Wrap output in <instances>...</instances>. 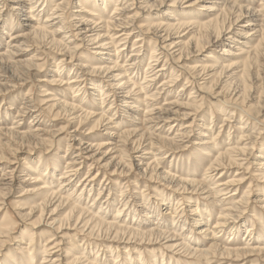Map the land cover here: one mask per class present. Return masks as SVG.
I'll return each instance as SVG.
<instances>
[{
  "label": "rangeland",
  "instance_id": "rangeland-1",
  "mask_svg": "<svg viewBox=\"0 0 264 264\" xmlns=\"http://www.w3.org/2000/svg\"><path fill=\"white\" fill-rule=\"evenodd\" d=\"M49 1L51 4L48 9H45L43 6L41 7L42 3L40 1L38 2V0L30 1L29 5L32 4V6H35L34 10H38L34 13L35 15H38V13L44 9V11L39 14L40 16H36V19L40 18L42 22H44L47 15L51 13L53 4L63 0ZM172 2V0H165V3L161 4L162 2L155 0H138L129 12L132 16L137 15L136 18L140 22L139 24L142 25L151 22L156 23L165 21L167 20L165 15L169 16L170 14H172L173 18L177 19L179 18V13H176L177 9L169 7ZM188 2L197 3L190 9L185 10L187 15L192 14V17L195 18L199 16L198 18L201 20H207L208 17L212 16L213 13L205 11L211 7L209 1L188 0ZM221 2L222 7L226 5V10L221 17V21H225L227 26L235 21V15L238 14V9L242 8L246 12L247 9H250L249 13H251V15L243 17L239 26H236L235 29L239 31L245 30L243 26L248 25L251 20H257L254 25L259 24L264 30V5H262L264 0H220L219 4H221ZM79 4L84 5V0H70V5L63 14L68 18V22H75L74 16L79 14L77 13V11H79ZM113 4V1L106 0L107 7L105 6V10H103L105 11L103 13L104 20L109 18V20L112 19ZM126 4L129 5L132 3L129 0ZM231 5L234 7L232 9L234 13L230 12V9H228L232 7ZM85 7L88 6L86 5ZM11 8V2H8L5 7L1 6L0 50L6 51L8 45L19 47V49L13 50L15 51L13 56L0 58V132L4 130H17L24 133H32V131L38 129L41 130L39 134L43 136L41 139L48 141L37 144L32 138L29 140L13 138L10 134H5V131L4 136L0 135V188L5 190V193H8L4 199H0V229L1 227L2 230L6 227L10 228V234H4L6 237L0 236V264H13L12 260H17L19 262L18 264H39L47 254L45 251H48L50 248L54 249L48 251L46 264H52L56 258H58L56 264H70L67 259L71 258L72 255H75V257H85L84 260L88 259L89 262L96 260L97 264H264L263 253H255L251 256L240 258H237L235 254V256L228 258L220 256L222 252L214 251L217 256H209L207 259L199 257L198 254H184V250L179 251L180 249H178L175 251L167 248L170 245L180 243L182 239L184 243H190L192 248L198 247V249L204 251H207L213 244L219 245L220 248H222L225 246L223 241L229 242L232 239L233 233H235V235L237 234L238 238L233 241L232 244L236 245L231 246V249L247 248V243L249 242L247 241V235L251 234L249 231L253 226L252 229L255 233L257 232L259 235L264 236V226L260 224V222L264 221V179L258 178L264 171H255V167L257 169L260 168L257 163L259 160H262L260 158L261 152L264 153V130L261 133V138L255 142V148L249 150V152L252 151L250 155L248 157H240V160H242L241 162H248L247 164L244 163L245 166L242 169L237 167L218 169V171L214 172L215 176L210 181L212 182L210 184H214L215 187L218 180H227L236 173L246 178L244 182L239 185V190L236 192L237 195L233 198L235 200L240 199L244 192H250V196L248 197L250 208L248 207L244 211V214L235 220V225L238 229L233 233L232 230H230L231 227H233L232 225L231 227L218 231L213 230L216 220L220 218L219 212H221L222 208L230 204L229 201L224 204L225 206L220 207L221 205H215L210 198L200 193L192 194L191 191L188 193L180 191L179 188L184 187L183 185H178L179 180L185 178L191 177L195 180L198 179L197 181L203 180L205 172L210 168L211 160H213V157H208L209 154L213 156L216 154L217 150L221 152L226 150L229 145H232L240 139L241 132H254V136H257L258 133H256L257 131L254 129V126L262 128V124L256 123L253 119L248 118L239 107H234V104H229V106L226 105L224 100L227 97L222 98V96H220L217 100L211 96L199 94L197 90H191L192 87L187 92L181 94H185V96L189 98L191 92L196 93L193 94L197 96L196 100L198 102L203 100L200 113H196L193 110L186 111L180 109V114L186 111L190 116L179 119V123L176 124L177 127L175 126L172 129H169L167 125L159 126L157 123L147 124V122H145L147 118L145 117L150 116L145 114V105L139 103L140 100L137 101V97L128 100L129 102L127 104H114L110 109L114 100L111 92L104 105L101 106L103 100H101L99 91L94 92L91 88L93 84H99L104 81L102 88L105 92L109 89L106 85L108 83H105L107 80H103L104 74L92 73L88 71V69H85L86 71L79 70L82 65H87V67L105 65L99 62L95 45H91L87 42H85L86 44L84 42L81 44V41L71 37L72 34L76 33L74 28L72 29L74 32H72L71 35L69 30L66 29L64 33H69L65 35L63 33L60 36L69 39L72 43V48L79 46V49L75 52L72 59H70L68 53L61 50V47H52L49 38V40H42L37 37H31L27 40L20 38L17 39L19 40L18 44H16V41V43H13V34H26L28 31L27 27L23 25L26 23L25 16L17 15ZM98 9L100 10L99 7ZM2 27L7 28L3 30L6 34L2 33ZM254 28L256 29L255 26L251 27L250 32H253ZM257 36L258 34L255 35V38H257ZM135 39L136 38H133L132 41L127 43L124 50L121 51V65L128 64L125 61L130 60ZM151 42L153 44L155 41L152 40ZM224 42L227 46V44H231L232 41L225 40ZM220 44L221 43L210 44L203 48L204 50H201V52L195 49H192L194 52L191 49L187 50L186 52L188 53L185 52V55L190 56L188 57L189 61H184L186 63L185 65L191 66L203 62L211 64L213 63V59H209V57L216 58L220 63L223 62L225 56L222 55L221 52L225 45ZM252 44H256V42ZM262 45V51L264 53V42ZM236 46L241 45L237 44ZM146 48H142L141 57L144 60L140 64V72L138 73L140 76L136 79V82L140 84L144 82V70L149 62L152 47L151 45H146ZM162 52L164 51L160 49L158 54ZM110 53V55H114V52ZM105 58L113 59V56H105ZM258 62V64H255L257 67L253 65L249 72L250 75L248 74L249 84L252 86V93H250L251 99L248 101L249 103H247V106L253 104L257 106L259 104L256 110L260 111V113L255 116H257L258 120L263 121L264 55L259 58ZM168 65L176 68L180 76L176 84L169 89V96H163L161 94L158 95L157 98H154V101H146L145 104L150 102L149 104L153 106L152 109L154 110L158 107H168L164 105L167 99L175 98L179 92L178 89L185 85L184 73L181 69H178L179 66L176 63L173 65V61H169ZM58 66L62 67V69L58 70ZM55 69H57V74L62 75L66 80L63 83H54V85H51V77L59 76L54 75L53 72ZM61 71L62 73H60ZM119 73L120 71L114 72L115 75ZM169 75L170 71H168L167 76ZM73 77H82L84 82L78 83L75 86L66 85L73 80ZM161 81L162 80L155 82L154 87L152 86V91H155V88H159ZM69 87L73 89L71 90ZM77 88H79V93L75 94ZM217 88L214 89V91L219 92L221 87L219 89ZM42 89L52 90V93H55L54 95H56L57 99H60L61 102L67 101L70 103L71 99H74L76 103H81V105L86 109L92 110L97 116L102 112H106L107 116L111 118V123L108 124V122H104L105 124L100 126L96 133H94L93 140H97V143L103 144L104 148L101 150V153L104 155L107 153L106 158H104L105 161L102 163L103 165L108 163L111 159L118 161L120 158H123L122 161L127 164L128 173H117L114 175L112 173V168V170H110V168L103 169L102 164H98L91 159H85V154H81L83 155L82 157H75L79 154L77 150V148H79V141L75 140L86 138L87 132L93 127V120H95V118L91 119L92 121L89 120L79 125L78 122L70 123L68 121L69 119L65 118L66 116L62 115L56 117L54 113L49 114L47 111H44L47 110L45 109L46 106L41 103L43 100V93H41ZM120 95L122 94H119V96ZM26 101L32 102L34 106V109H32L33 111L30 114H25L22 118L16 117V111L21 108ZM101 107L102 109H100ZM243 108L245 107H241V109ZM231 110H235L234 116L232 117H230ZM224 116L228 117V122L223 121ZM96 119H98V117ZM192 121H194V125H192L193 127L191 129H187L188 131L192 130L187 137H178L173 143L168 141V139L173 138L175 134L180 132L177 131L178 129L183 130L186 126H190ZM241 124H245L246 129H244V131L239 130ZM257 124L259 125L257 126ZM180 125L183 126L181 127ZM208 126V130L203 129L204 127L208 128ZM76 129L79 133H73ZM127 131H136L137 133L129 137L128 140L126 139V142L124 132ZM147 131L150 133L154 131L155 135L152 140L157 143L150 151L148 150L151 153L150 155H145L147 152L145 149L149 148V142H144L147 139H143L139 146L140 148L136 150V145L138 146L140 143V135L143 132L148 133ZM211 132L217 134H215L216 136H214L215 138L213 140H210ZM75 134L79 135L77 139L73 138ZM201 134H205L207 137H203ZM113 136H115V138ZM209 140L211 144L207 143L206 145H201L204 141L207 142ZM68 143H70L69 148L67 146ZM175 145H178V147ZM115 146L117 147L116 150H114ZM153 155H156V159L161 161L159 167L160 172L170 171L172 175H175L176 180H164L162 177L158 179L153 178L151 180V178L148 179V176L143 174L141 170L144 168L140 165L141 160L144 161L143 163H147L151 161ZM74 157L82 159L78 160V162H81V166L76 167L78 173L70 180V185L67 186V191L65 192L66 197L71 196L76 190L77 192L74 193L72 200L79 196L83 200V205L86 207L90 206L89 208L98 215H103L102 212H104L103 208L105 206H103V204L106 199H110L109 203L106 205L108 210L105 211L110 217H118L117 215L118 210L121 209L120 207H126V210L124 209L121 215V217H124L120 220L126 218L129 222L136 223V225L140 224V226H144L143 228L146 227L151 230L158 229L161 225H168V230L166 232L171 234L174 232L179 238L159 240L156 237H147V239H144L145 241L142 240L143 242L135 240L134 242H137L135 244L132 243L133 241L128 243L125 235L113 242L105 231L101 230V232L99 229L93 232L92 235H89L88 230L77 232L74 230V226L68 228L64 227V229L59 232H53L52 229L46 227L48 225H45V222L38 224L37 218L39 214H37V211L32 210L35 207V201L28 198V195H25L23 191L25 188L32 187L33 185L25 180L28 179L30 175L36 174L37 176L38 172L35 169L36 167H38L39 170L45 167V164L39 167L38 160L41 159L43 162H49L48 170H56L54 176L49 177L52 179H46L45 182L52 181L54 188L59 190L61 188L60 184L63 182L60 178L64 174L67 160H72ZM102 157V155L98 156V158ZM246 167H248L249 170H244ZM97 173H99V175L93 178L94 182L91 183V186H87L89 189L93 188L91 193L88 191L82 192L80 186L84 183L86 184V182L89 183V181L84 182L86 178L91 176L94 177ZM3 174H6V176ZM221 174L224 175L223 178H221ZM42 178L47 177L42 175ZM9 187H11V189L6 190ZM102 188L103 193H101L100 199H97ZM234 188L235 187H231V190ZM179 200L181 204L177 205ZM91 204L93 205L91 206ZM178 207H180L179 210ZM192 209H196L198 213L199 211H211V215L210 217L207 215L202 216V222L199 223L194 221L197 219L198 213L194 215L193 212H190ZM68 212L69 209L67 207L60 208L53 214L49 211L45 215L44 221L46 220L49 221V224L56 225L59 221H64ZM167 212L170 214H167ZM175 212L176 214H173ZM128 214L131 215L128 216ZM173 216L184 218L182 220L183 222H180L181 225L179 224L180 226L176 228H174L176 224L174 225L172 221L174 220L172 218ZM134 217L135 219H133ZM179 218H177V221ZM259 219L260 221H258ZM64 223L66 225V222ZM204 227L210 229L209 232L211 233L205 235L199 234V230ZM214 232L216 233L215 236L212 235ZM31 239L34 240L33 245L36 250L34 263L30 260L28 250L21 249L25 248V245L19 243L21 240L30 242ZM252 242H255V240L250 242V248L259 246L264 248V241L259 240L258 243L256 241V243H254L256 245H251ZM238 254L240 255V252H238ZM115 260H117V262H115ZM207 260H210V262L208 263Z\"/></svg>",
  "mask_w": 264,
  "mask_h": 264
},
{
  "label": "bare ground",
  "instance_id": "bare-ground-1",
  "mask_svg": "<svg viewBox=\"0 0 264 264\" xmlns=\"http://www.w3.org/2000/svg\"><path fill=\"white\" fill-rule=\"evenodd\" d=\"M30 1L32 0H0V10H1V6L5 7L8 2H11L12 3L11 9L15 11L17 15L25 16L26 23L23 25L24 27H27L28 32L26 34H13L12 35L13 36L12 41H14L13 43L17 42L16 44H18L19 40L17 39L20 38H24L25 40L30 39L31 37H37L38 39H42V40H46L49 38L50 45H52V47L53 46L61 47V50L63 52L68 53V56H70V59H72L75 55V52L79 49V46L72 48L71 47L72 43L70 42V40L60 36L66 31V29L69 30L71 35L72 32H74L72 30L74 28L76 33L72 34L71 37H73L75 40L81 41V44H83L82 42L84 43L87 42L91 45H95L96 55L99 57L98 59L99 62L105 64V65H98L97 67H89V66L87 67V65H82L79 68V70L88 69V71L92 73L104 74L103 80L104 79L107 80L105 81V83L106 82L108 83L106 85L108 86L109 89L105 92L104 89L102 88V86L104 85V81L100 82L99 84H93L91 88L92 91L94 92L99 91L101 100H103L101 106L104 105L106 99L109 97V94L111 92H112V98H114V100L111 104L110 109L113 107L114 104H118V103L127 104L129 102L128 100L133 99V97H137L136 98L137 101L140 100L139 103L145 105V114L150 116V117H145L147 118L145 119L146 120L145 122H147V124L157 123L159 126L167 125L169 126V129H172L176 126V124L179 123L178 122L179 119H181L182 117L185 118L190 116L188 113H186V111L193 110L196 113H200V109L203 105V100L198 102L196 100L197 96L193 95L196 94L194 92L190 93L191 96L189 98L186 97L185 94H181L183 92H187L192 87L191 90H197V93L211 96L214 99H217L220 96H222V98L227 97L224 100V102H226V105L229 106V104L230 105L234 104L235 105L234 107H239L240 110H242V112H244L248 116V118L253 119V121H255L256 123L262 124V128H257L256 126H254V129L257 131L256 133H258L257 136H254L255 134L254 132L253 133H249V131L241 132L240 139L237 142H234L232 145H229L226 150H224L223 152L217 150L216 154L213 156H210L211 154H209L208 157H213V160H211L210 168L206 170L203 180L197 181L198 179L195 180L190 177L187 179L186 178L181 179L179 180L178 183L179 186L183 185L184 187V188H179L180 191H183L184 193H188L191 191L192 194L200 193L201 195L210 198V200L215 205H221L220 207L225 206L224 204L229 201L230 204L222 208L221 212H219L220 218L216 220V223L213 226V230L218 231L220 229L231 227V225L233 226L230 229L232 230V233L236 229H238L235 225L236 224L235 220H237L239 216L243 215L244 211L250 206L248 201L250 192L249 193L244 192L243 196L237 200H235L233 197L237 195L236 192L239 190V185L242 184L246 178H244V176H239L240 174L236 173L234 174V176H231V178H228L227 180L226 179L218 180L217 181L218 183L215 185V187L214 184H210L212 183L210 181L211 179L214 178L215 176L214 172L218 171V169L220 170L231 167H237L239 169H242L245 166L244 163L246 162H241L242 160H240V157L242 156L248 157L250 155L252 151L249 152V150L255 148L254 147L256 145L255 142L261 138V133L264 130V120L260 121L257 119V116H255L260 113V111L256 110L259 104L257 106H254L255 104L247 106V103H249L248 101H250L251 99L250 93H252L251 91L252 86L249 84L248 74L250 75L249 72L251 70V67H253V65L255 64H258L259 58L262 55H264L262 51V46H263L262 44L264 42V35H263L264 30L263 28H261L259 24L254 25L257 20H251V22L248 25L243 26L245 30L239 31L235 29L236 26H239V23L241 22V19L243 17L251 15V13H249L250 9H247L246 12L244 11V9L239 8L238 14L236 13L237 15H235L236 16L235 21L228 24L227 26L226 25L227 23H225V21H221V17L226 10L225 7L226 5L224 6L223 4L224 7H222V2L221 4H219L220 0H203V1H209L211 3V7H209V9L205 11H209L210 13L213 14L212 16L208 17L207 20H201L198 18L199 16H196V18L192 17L193 16L192 14L187 15L185 10L190 9L197 2L189 3L188 0H172L173 2L171 5H169V7L173 9H177L176 13L177 14L179 13V18L175 19L173 18L172 14H170L169 16L165 15V17H167L166 18L167 20L165 21H160L156 23L151 22L149 24L142 25L139 24L140 22L136 18L137 15L132 16L130 15L129 12L130 9L135 6L134 4L138 0H130L132 4L129 5L126 4V2H128L129 0H108V1H113L114 3L113 16L111 20H109L110 18L107 20L106 19L104 20L103 18V13L105 12L103 10H105L104 7L106 6V0H93V1L84 0L85 4L84 5L79 4L78 6L79 11H77V13L79 14L74 16L75 22L74 21L68 22L67 21L68 18L63 14L68 9V6L70 5V0H63L61 2H57L53 4L51 13L48 14L46 20L42 22L40 18L36 19V16L41 14L44 11V9L41 10L38 13V15H35L34 13H36L38 10L37 9L34 10L35 6H32V4L29 5ZM39 1L42 3L41 7L43 6L45 9H48L49 5L51 4L49 0H38V2ZM155 1H160L162 2L161 4L165 3V0H155ZM197 1H202V0H197ZM86 5L88 7H85ZM262 5H264V3ZM98 7L100 8V10L98 9ZM233 8L234 7L232 6L231 8L228 9H230V12H233L232 11ZM253 26H255L256 29L254 28L253 32H250L251 27ZM4 29L7 28L2 27L1 29L2 33L6 34V32L3 31ZM67 33H64V35ZM256 34H258L257 38H255ZM133 38L136 39H135V43L133 44L134 47L132 50V55L130 56V60L125 61L128 64L121 65L120 53L121 51L124 50L127 43L132 41ZM152 40L155 41L153 44L151 42ZM225 40L232 42L231 44H227L226 46L224 42ZM241 40H245V41H241ZM254 42H256V44H252ZM213 43L214 44L221 43L220 45H225V47H223L221 52L222 55L225 56V58H223V62L220 63L217 61L216 58L209 57V59L210 58L213 59V63L211 64L208 62H203V63H196L191 66L185 65L186 63L184 61H187L189 59L188 57L190 56V55H185V52L187 50L195 49L196 51L199 50V52H201V50H204L203 48ZM236 43L240 44L241 46H236L237 45ZM232 44H236V45H232ZM146 45L149 46L151 45L152 48L149 57V62L144 70L145 71L144 79H143L144 82L140 84L139 82H136V79H138L140 76V74H138L140 72V64L144 60L141 57V53H142V48L144 47L146 48ZM7 48L8 49L6 51L0 50V58L6 56H13L15 52L13 50L19 49V47L9 46V45L7 46ZM158 48L162 49L164 52L158 54V51L160 50ZM192 51L194 52V50ZM110 52H114V55H110L111 54ZM105 56L108 57L113 56V59L110 58L106 59ZM169 61H173V65L174 63H176L179 66L178 69H181L183 71L185 78V85L181 86L178 89L179 92L177 96H175V98L167 99V102H165L164 105L168 107L166 108L158 107L157 109L154 110L152 109L153 106L149 104L150 102L145 104L146 101H151V100L154 101L155 100L154 98H157L158 95L161 94L163 96H169L168 95L169 89L174 84H176V82L178 81V77L180 76L179 75L180 73L176 70V68L170 67L168 65ZM255 67L257 66L255 65ZM57 68L58 70L62 69V67L59 66ZM115 71H120V73L118 75H115L114 74ZM168 71H170L169 76H167ZM53 73L54 75H59V76L51 77V85H54V83H58V84L63 83L66 80L65 78L62 77V75L57 74L58 73L57 69H55ZM60 73H62V71ZM160 80L162 81L159 88L157 89L155 88V91H152L153 90L152 86L154 87L155 82L156 81L158 82ZM83 82L84 79L82 77H73V80L66 85L75 86L76 84ZM72 87H69V89L71 88L72 90L74 88ZM220 87L221 90L219 92L214 91V89L216 88L219 89ZM41 93H43L42 95L43 100L41 103L42 105L46 106L45 109H47L44 111H47L49 114L54 113V116L56 117H60L62 115L66 116L65 118H68L69 120L68 119L67 120L70 123L78 122L79 125L84 124L89 120L92 121L91 119L95 118V120H93V127H91L87 132L86 138H80L78 140H75V141H79V148H77L79 154H77V156L75 157H82L83 155L81 154H85L86 155L85 159H91L98 164H102L103 161H105L104 158H106L107 153L105 155L101 153V150L104 148V146L102 143H97L96 142L97 140L96 141L93 140V135L94 133H96V131L100 126H103L105 124L104 122H108V124L111 123V118L107 116L106 112H102L99 116H97L95 115V113L92 112V110L86 109L83 105H81V103H76L74 99H71L70 103L67 101L61 102V100L57 99L56 95H54L55 93L53 94L52 90L50 89H42ZM77 93H79V88H77V90L75 91V94ZM119 94L122 95L119 96ZM23 104L24 105L16 111L17 113L16 117L18 118L24 117L25 114H30L33 111L32 109H34V106L31 101H26ZM241 107H245L246 109L245 108L241 109ZM100 109H102V107ZM180 109L186 110L185 113L183 112L184 114L183 113L180 114L181 111ZM234 111L235 110L230 111L231 112L230 117L234 116ZM97 117L98 119H96ZM223 119H224L223 121L228 122V117L224 116ZM193 123L194 121H192L190 126H186L185 128H183V130L178 129L177 131H180L181 133L178 132V134H175V136L171 139H168V141L173 143L176 141V138L178 137L181 138L187 137V135H189V133L192 131V130L188 131L187 129H191L193 127L192 125H194ZM258 125L259 124H257V126ZM180 126L182 127L183 125ZM203 129L208 130L209 126L208 128L204 127ZM244 129H246L245 124H241L239 126V130L244 131ZM4 131H1L0 135L4 136ZM40 131L41 130L36 129L32 131V133L31 132L24 133L17 130L16 131L8 130L5 131V134H10V136H12L13 138L15 137L21 140H29L32 138L33 140L36 141L37 144H41L42 142L48 140L41 139V137L43 136L39 134ZM73 133H79V132L76 129ZM136 133H137L136 131L124 132V136L126 137L125 140L126 139L128 140L129 137H132ZM215 134L216 133L211 132L210 140H213L215 138L214 136L217 135ZM154 135H155L154 131L151 133L143 132L140 135L139 145L138 146L136 145L137 147L136 150L140 148L139 146L141 145L142 140L147 139L144 142L146 141L149 142V146H148L149 148L145 149V151H147L145 155H150L151 153L149 151L152 149V147H154L155 144L157 145V143H155L152 140ZM201 135L203 137H207L205 134H201ZM77 137H79V135L76 134L73 135L74 139H77ZM113 137L115 138V136ZM210 140L207 142L204 141L201 145H206L207 143H210L211 142ZM69 144L70 143H68L67 145L68 148L70 147ZM175 146L178 147V145ZM116 148L117 147L115 146L114 150H116ZM263 154L264 153L261 152L260 158L262 160H259V162L257 163V165H259L260 168L257 169L255 167V171H259V170L261 172L264 171ZM101 155L103 157L98 158V156ZM75 157L72 158V160H67L66 168L64 169V174L60 178V180H62L63 182H61L60 184L61 188L59 190H56L54 188L52 181L45 182L46 179L48 180L52 179L49 177H53L54 174L56 173V170H48L49 162H43L41 161V159L38 160L39 167L43 164H45V167L42 170H39V168L36 167L35 169L38 172L37 176L36 174H33L30 175V177H28V179L25 180L26 182H30L33 185L32 187L25 188L23 191L25 192V195H28L27 196L28 198H31L35 201V207L32 210L37 211V214H39L37 218L38 224L45 222V225H48L46 227L52 229L53 232H59L62 229H64V227L68 228L70 226L71 227L74 226L75 231L84 232L85 230H88L89 235H92L93 232L99 229L100 231L101 230L105 231L108 234V237L113 242L119 240L120 237L122 236L124 237L125 235L128 243L133 241L132 243L135 244L137 243L134 242L135 240L143 242L142 240H144L145 238L147 239V237L149 238L156 237L159 240L179 238V236L175 235L174 232L172 234L166 232L168 230V225H166L167 227L161 225L159 226L158 229L151 230L149 228L147 229L146 227L143 228L144 226H140V224L136 225V223L129 222L128 219L126 220V218L120 220L124 217V216L121 217V215L123 214L122 212L124 211V209L126 210V207L123 208L120 207L121 209L118 210V215H117L118 217L116 216L110 217L105 213V211L108 210L106 205L109 203L110 199L105 200L103 204V206L105 205L104 208L101 207L104 209V212H102L103 215H98L94 213V211H92L91 208H89L90 206L89 207L84 206L83 200L79 196L74 198V200H72L74 193L77 192L76 190L71 194V196L66 197L65 192L67 191V186L70 185V180H72V177L76 176L78 173L76 167L81 166V162H78V160H80L81 158H75ZM156 158H157L156 155H153V157H151V161L147 163H143L144 161L141 160L140 165H142V167L144 168L143 170H141L143 174L148 176V179L151 178V180L153 178L158 179L161 177L164 180H169V181L176 180L175 175H172L170 171L160 172L159 167L161 161H158ZM122 159L120 158V160L118 161H114L113 159H111L108 163H105L104 165L102 164V168L103 169L110 168V170L113 169L112 173L114 175H116L117 173L126 174L128 173L127 164L123 162ZM244 170H249V168L246 167ZM42 175H44L47 178H42ZM97 175H99V173H97L94 177L91 176L86 178L84 182L89 181V183L86 182V184L84 183L81 186L78 185L82 189V192L88 191L91 193L93 188L89 189L88 187L91 186V183L94 182L93 178H95ZM4 176H6V174ZM220 176L221 178L224 177L223 174H221ZM258 178L264 179V172H262L261 175L258 176ZM231 187H235V188L231 190ZM8 189L10 190L11 187L7 188L6 190ZM5 192H6L5 190L0 188V199H4L8 195V193ZM101 193H103V188L100 191L99 195L97 196V199H100L99 197L101 196ZM180 204L181 201L179 200L177 202V205ZM92 205L93 204H91V206ZM63 207H67L69 209V212L66 214L64 221L61 220L56 225L49 224V221L46 220L44 221V217L49 211L53 214ZM50 208H54V209H50ZM179 209L180 207H178V210ZM190 212H193L194 215L198 213L196 209H192ZM167 214L170 213L167 212ZM173 214H176V212ZM129 215L131 214H128V216ZM205 215L210 217L211 211L210 212L199 211L197 215V219H195L194 221L199 223L202 222V216ZM172 218L174 219L172 220L173 224L174 225L176 224L174 228L180 226L181 225L180 222H183L182 220L184 219L182 217L179 218L175 216H173ZM177 218H179L178 221ZM133 219H135V217ZM258 221H260V219ZM64 222H66V225ZM260 224L264 226V221L260 222ZM252 228L250 229V231L248 230L251 233L247 235V241H249L247 243L248 247L235 249L236 251L231 249V246L236 245V244H232L233 241H235V239L238 238L237 234L235 235V233L232 234V239L229 242L223 241L225 246L222 248H220L219 245L213 244L207 251H204L198 249V247L192 248L190 246V243L188 242L184 243L183 239L180 241V243L170 245L167 248L175 251H177L178 249H180L179 251L184 250V254H189V255L198 254L199 257H204L207 259L209 256L211 257L217 256L216 252H222L220 256L228 257V258L235 256V254L237 255L236 256L237 258L248 257L255 253L264 254V248L262 246L258 245L259 247H252V248H250L249 246L252 240H255V242H252L251 245H256L254 243H256V241L258 243L259 240L264 241V236L259 235L257 232L255 233ZM199 231H200L199 234H204V235L207 233H211L209 232L210 229H208L207 227H204ZM4 234L6 235L10 234L9 227H6L3 230L1 227L0 236H4ZM212 235L215 236L216 233L214 232L212 233ZM33 241H34L33 239H31L30 242L21 240L19 243L21 245H25L24 246L25 248H21V249L28 250L30 260L31 262L33 261L34 263L36 258L35 255L36 250H35V246L33 245ZM52 249L54 248H50L48 249V251ZM48 251H45V253L48 254L49 253ZM238 252H240V255L238 254ZM47 254L44 256L42 262L39 264H46ZM84 259L85 257L82 256L75 257V255H72L71 258L67 260L70 262V264H97L96 260L89 262L88 259L86 260ZM56 262H58V258L54 259L52 264H56ZM115 262H117V260H115ZM207 262L209 263L210 260H207ZM12 263L18 264L19 262L17 260H12Z\"/></svg>",
  "mask_w": 264,
  "mask_h": 264
}]
</instances>
